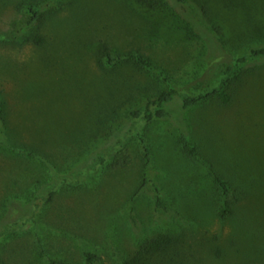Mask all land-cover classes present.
Wrapping results in <instances>:
<instances>
[{
	"label": "rangeland",
	"instance_id": "rangeland-1",
	"mask_svg": "<svg viewBox=\"0 0 264 264\" xmlns=\"http://www.w3.org/2000/svg\"><path fill=\"white\" fill-rule=\"evenodd\" d=\"M161 1L0 0V264H46L41 249L121 263L162 233L183 236L185 264H264V66L244 73L229 104L183 110L179 97L218 85L225 64L264 42V0ZM32 3L43 16L26 28ZM101 43L170 78L178 96L169 117L131 116L165 83L134 60L103 68ZM141 138L152 162L133 195ZM124 154L127 165L112 168ZM214 172L232 187L224 220Z\"/></svg>",
	"mask_w": 264,
	"mask_h": 264
},
{
	"label": "trees",
	"instance_id": "trees-1",
	"mask_svg": "<svg viewBox=\"0 0 264 264\" xmlns=\"http://www.w3.org/2000/svg\"><path fill=\"white\" fill-rule=\"evenodd\" d=\"M177 1L185 4L189 0ZM136 2L147 6L150 9L159 8L163 4L161 0H136ZM202 10L203 13H206L207 8L202 6ZM24 11L28 15L26 28L35 24L41 16H43L41 5H36L34 3L24 7ZM213 31L219 32V28L214 27ZM33 38L37 44L44 42V39L41 36L34 35ZM96 54L99 64L105 69L114 68L120 63V61L126 59L134 60L141 68L147 71H152L163 79L165 83L164 88L160 89L153 97H149L145 100L139 108L133 110L131 116L143 117L147 121H151L153 119H164L172 114L170 105L178 96V90L171 82L170 78L163 71L156 69L148 58H145L138 53H130L126 56L116 54L112 47L107 43H101L97 48ZM261 66H264V42L258 46L252 47L247 54L235 57L230 63L225 64L222 70L223 75L218 85L196 95L180 94L181 108L183 110H188L209 100H217L225 105L229 104L233 98V85L246 71ZM4 115L5 106L0 100V123L3 122L2 125H5L6 123ZM141 143L143 144L144 150L142 179L134 190L133 195H137L148 183L147 169L152 162L150 146L146 144L144 138H141ZM186 146L188 154L195 157L199 156L196 143L188 139ZM34 154L35 153H29V156H34ZM100 161H103L102 157L100 158ZM128 162L129 157L124 154L115 157L110 165L112 168L117 169L127 165ZM213 181L216 185L219 196L218 215L220 219L224 220L234 214V209L232 207L233 203L230 199L232 187L222 173L214 172ZM53 194L54 192L51 191L48 198L44 197L45 202L50 201ZM156 206L167 210L166 205L159 196L156 198ZM184 243L185 241L180 233H162L143 242L129 259L115 264H185L186 257L183 248ZM40 256L45 258L46 264H102L100 256L96 252L89 250L83 252V259L79 262L52 257L48 255L44 249L40 250Z\"/></svg>",
	"mask_w": 264,
	"mask_h": 264
}]
</instances>
